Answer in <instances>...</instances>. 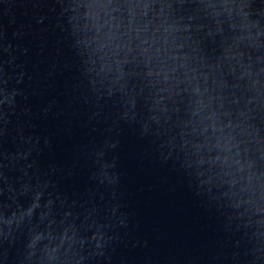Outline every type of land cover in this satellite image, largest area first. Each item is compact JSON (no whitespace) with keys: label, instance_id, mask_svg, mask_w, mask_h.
<instances>
[{"label":"water","instance_id":"1","mask_svg":"<svg viewBox=\"0 0 264 264\" xmlns=\"http://www.w3.org/2000/svg\"><path fill=\"white\" fill-rule=\"evenodd\" d=\"M0 264H264V0H0Z\"/></svg>","mask_w":264,"mask_h":264}]
</instances>
